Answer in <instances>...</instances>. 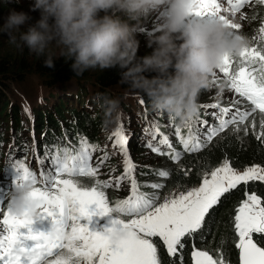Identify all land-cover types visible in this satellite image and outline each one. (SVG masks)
<instances>
[{
  "label": "trees",
  "instance_id": "16d2710c",
  "mask_svg": "<svg viewBox=\"0 0 264 264\" xmlns=\"http://www.w3.org/2000/svg\"><path fill=\"white\" fill-rule=\"evenodd\" d=\"M10 0H0V10L9 8L7 3ZM151 14L142 21L135 34L138 41V57L150 55L152 48L147 46V40L154 35L155 27L160 23L159 15ZM243 27L239 34L247 41L246 48H256L264 51V4L257 0H251L248 13L243 15ZM0 42V220L3 219V212L8 206V197L13 190V180H17L18 173L11 175L12 167L22 165L35 176L33 172V159L37 157L41 164V173L52 171L51 156L59 155L62 152H71L79 147H86L91 156L90 165L98 168L94 177H76L82 187H97L103 191L110 207H114L121 200L127 199L131 191L127 193L118 189L113 183V178L121 173L125 177L124 167L119 165V156L124 155L117 147L106 152L102 142L111 137L114 128L122 130L125 135V148L128 151V158L134 166L133 177L141 186L140 190L145 193L163 192L170 193L171 190L180 191L190 186L199 184L211 171L227 163L233 170H242L247 167H259L264 169V128H261V117L259 110L249 112L250 115L244 122L233 125L225 130L220 136L210 140L207 144L196 151H186L183 143L180 142L175 150L163 152L152 151V141L171 129H177L175 120L167 114L158 113L152 110L150 102L143 94L128 89L127 85L120 83L121 69L118 67L110 69H90L82 74L71 70V61L67 58H58V54L48 49L43 56L31 53L26 47L17 48L16 45ZM53 55L54 66H45L47 55ZM240 55L233 57L234 65H238ZM93 71V78L87 75ZM154 73H145L151 78ZM217 80L202 91L198 96L197 104L202 105L203 101L214 99L216 92L210 87L222 86L221 95L228 92L226 82L220 74L216 75ZM34 79L40 82L43 92L36 99L28 101L25 105H32L29 113L22 110V103L15 100L11 86L20 87L19 84L32 82ZM79 83L78 92L87 96V99H78L80 96L67 91L71 82ZM33 83V82H32ZM98 86V87H97ZM23 87L28 93L34 87ZM60 88V91H58ZM118 88V89H116ZM115 91H118L115 93ZM77 96L76 98L73 96ZM132 98L134 108H127L126 98ZM138 100V105L135 101ZM118 100V104L114 101ZM124 99V101H123ZM243 98L235 97V100ZM112 102L116 108L113 110ZM228 102V101H227ZM247 101L237 106L244 109ZM40 106L39 110L36 107ZM90 109V112H89ZM133 112L134 119H130L125 113ZM204 112V111H203ZM140 114V115H139ZM207 115V112H204ZM149 115L150 118H146ZM119 120V123L117 121ZM207 120L206 122H209ZM118 124V125H117ZM194 135V130L186 128L182 131L181 139H188L189 132ZM33 133V134H32ZM193 140L189 147L191 148ZM205 141H201L204 144ZM116 151V152H114ZM177 159H172L173 155ZM30 155H32L30 157ZM145 158L148 161H145ZM167 171V177H160L159 171ZM10 177L12 180H10ZM125 181L131 179L125 177ZM43 181V179H42ZM108 183L107 188L102 187ZM38 183V182H37ZM148 187H144L145 184ZM152 183L163 184L161 189L150 187ZM235 191H230L220 198L218 204L206 214V223L203 231L193 234L192 237L184 238L185 247L178 249L176 256L169 257L159 248L158 257L161 264H169L174 260L175 264H193L192 251H207L211 255L218 256L223 250L226 253L229 264H239V249L236 248L238 236L235 232V208L242 196L247 192L255 193L262 199L264 206V181L248 182ZM38 186H41L38 183ZM244 201V200H243ZM242 201V202H243ZM130 216H122L126 219ZM82 225L90 223L81 220ZM51 218H34L29 226L33 234H47L52 228ZM23 230L28 229H21ZM3 234V225L0 224V235ZM254 239L259 246L264 247V240L261 234H254ZM163 246V245H162ZM181 257L183 259L181 260ZM51 259V258H50Z\"/></svg>",
  "mask_w": 264,
  "mask_h": 264
},
{
  "label": "snow or ice",
  "instance_id": "6c2138e0",
  "mask_svg": "<svg viewBox=\"0 0 264 264\" xmlns=\"http://www.w3.org/2000/svg\"><path fill=\"white\" fill-rule=\"evenodd\" d=\"M257 2L264 4V0ZM246 3L248 0H228V7H223L219 0H195L193 15L198 18H218L229 27L238 29L239 24L221 13L235 15ZM260 31L264 33V28ZM219 71L228 78L229 89L243 98L235 101V104L246 100L254 106L252 112L258 109L260 114H264V51L245 48L240 53L238 66H234L231 57H225ZM220 111L224 116L229 112L227 108ZM250 114L237 109L231 119H220L219 128L209 129V138L229 124H242ZM260 126L264 128V116L261 117ZM198 136L199 133L194 136L190 131L188 139H181L186 151H196L201 147ZM115 137L116 145L124 154L125 177L131 179V195L114 207L109 206L103 191L97 187H82L75 179L97 175L98 168L90 165L91 156L86 147L52 155V171L47 175L41 173L42 187L37 186L36 178L28 168L22 165L13 168L18 173V182L33 186L31 195L36 202V218H51L52 225L61 235L51 239L49 232L46 235L33 234L29 226L34 219L14 215L7 206L0 220L3 225L0 264H81V261L84 264H161L157 244L151 238L158 237L166 247L168 256H176L178 249L185 247L184 238L203 231L206 214L225 193L241 182L256 179L264 181V169L252 167L239 174L224 163L211 171L210 179L206 174L199 188L181 192L158 204L159 192H142L133 177L134 166L128 158L124 135L117 130ZM193 140L196 142L190 148L189 144ZM161 143L172 148L167 137ZM152 151L159 152V149L153 147ZM171 158L178 157L174 154ZM158 175L167 177L169 173L161 170ZM108 186L107 182L102 185L104 188ZM148 186L147 183L144 185ZM150 187L161 189L164 185L152 183ZM92 216L109 217L108 227L96 232L81 224V220H90ZM122 216L134 218L125 221ZM21 229L28 231L22 233ZM115 229L126 230V236L114 243L111 232ZM235 232L239 238L236 243L239 264H264V247L259 246L254 239V234H261L264 240V206L257 195H249L237 209ZM192 261L193 264H229L223 250L214 257L207 251L194 248ZM169 264H175V261L170 260Z\"/></svg>",
  "mask_w": 264,
  "mask_h": 264
},
{
  "label": "clouds",
  "instance_id": "9594fccd",
  "mask_svg": "<svg viewBox=\"0 0 264 264\" xmlns=\"http://www.w3.org/2000/svg\"><path fill=\"white\" fill-rule=\"evenodd\" d=\"M31 11L40 18L27 31L21 26L30 19L25 13L9 10L0 24V34L17 48L26 47L37 56L50 46L58 58L71 61L77 74L90 69H121L120 83L143 94L153 111L167 114L178 124L193 120L199 111L197 100L210 84L225 57L239 56L247 39L224 21L193 18L195 0H33ZM30 4V3H27ZM24 5V4H23ZM19 4L9 6L18 8ZM159 13L160 23L147 40L150 55L138 57L135 38L138 25ZM16 34H19L18 37ZM49 53L45 66H54ZM145 73H154L151 78ZM115 109V102H112ZM30 183L13 180L8 206L17 216L37 217ZM60 233L52 226L51 239ZM126 230L111 232L112 241L124 239Z\"/></svg>",
  "mask_w": 264,
  "mask_h": 264
},
{
  "label": "rangeland",
  "instance_id": "374dc122",
  "mask_svg": "<svg viewBox=\"0 0 264 264\" xmlns=\"http://www.w3.org/2000/svg\"><path fill=\"white\" fill-rule=\"evenodd\" d=\"M219 2L222 4L223 7H228V0H219ZM233 2H235V0H233ZM250 4H251V0H248V3L244 4V6L241 9H239V11L235 15H232L230 12H228V13L222 12L221 13V14L225 15L226 17H228L233 23L240 25V27L238 29H233V31L236 32L237 34H239V29L243 27L244 18L241 19V17H243V15L245 13H248V9L250 7ZM31 8H32V3L20 5L18 8L13 7V8H7L4 11L0 10V24H2L4 22V19L8 16L9 10L14 9L17 12H23L28 17H30V19L27 21V23L25 25L21 26V29H20L22 32L27 31V29L29 27L34 26L40 18V13L38 11H31ZM157 15H159V13ZM193 18H197V17H193ZM201 19L211 20L212 18H201ZM16 35L18 37L19 34H16ZM6 40L9 41L8 35L0 34V42L2 44H4V43H6ZM49 49H51L52 52H55V54H58L59 50L56 49L54 46H50ZM231 58L233 60V57H231ZM92 74H93V71H90V73L87 76L93 78ZM218 74H219V68L216 69L214 72V75L212 77H210V82L212 83V85L216 82V80H217L216 75H218ZM32 82L29 81V82L24 83V84H19L20 87H18V88L11 86V90L14 93L15 100L22 103V110L24 109L25 111H27L29 113V115H28L29 117H32V113L30 112V110L32 109V105H25L27 103L26 99L28 101H32L33 99H36L37 96H39L40 94L43 93L41 91V85H39L40 82H37L34 79H32ZM33 84H34V87H33ZM29 85L32 86L33 89L28 91V93H27L23 90V87L29 88ZM79 88H80V84L79 83L77 84V83L72 81L67 86L68 90L65 92H68V93L70 92V93L79 95L80 97L78 99H87V96H85L84 94L81 95L78 92ZM116 89H118V88H116ZM210 89H212L216 92V96L214 98L215 100H218V101L223 102V103H226L227 101H230V102L236 101L235 99L234 100L231 99L230 94L227 91H224L221 95H218V93L222 91V86H220L218 88L210 87ZM58 91H60V88H58ZM117 92L118 91H115V93H117ZM73 97L76 98L77 96L74 95ZM118 100L114 99L116 104H118ZM123 101H124V99H123ZM135 101H137V100L135 99ZM125 102L127 103V108L131 109V108L135 107L134 101L132 98L127 97L125 99ZM235 105H238V104H235ZM40 108L41 107L38 106V107H36V110H39ZM115 108H116V106H115ZM89 112H90V109H89ZM134 115L135 114L133 112H129L127 114L124 113L120 119L127 116L130 119V127L132 128L133 125H132L131 119H134ZM117 123H119V120L117 121ZM257 123H261V121L258 120ZM116 131H117V128H114L112 136H111L112 137V143L114 146H116V137H115ZM120 131L122 132L123 135H125V133L122 130H120ZM144 159H145V161H148L147 158L144 157ZM118 163H119V165L123 166L124 165V158L119 160ZM249 168H252V167H249ZM236 172L239 174H242L244 171L242 170V171H236ZM201 184L202 183H200L199 185L190 186V189L193 190V189L199 188L201 186ZM171 193H165V194L163 193L164 195L163 194L162 195H163V197L167 195L168 198H171L174 195H178L174 192H171ZM108 220L109 219L107 216H105V217L92 216L91 219L86 220V222L91 224V226L88 228L90 231L102 232L106 227H108ZM129 220H131V219H129ZM129 220H125V221H129ZM81 264H84V262L81 261Z\"/></svg>",
  "mask_w": 264,
  "mask_h": 264
},
{
  "label": "bare ground",
  "instance_id": "6f19581e",
  "mask_svg": "<svg viewBox=\"0 0 264 264\" xmlns=\"http://www.w3.org/2000/svg\"><path fill=\"white\" fill-rule=\"evenodd\" d=\"M208 123H209V126H210L211 125V122L209 121Z\"/></svg>",
  "mask_w": 264,
  "mask_h": 264
}]
</instances>
